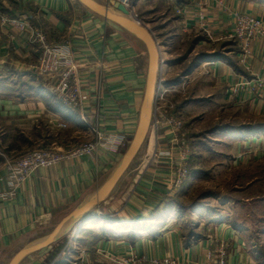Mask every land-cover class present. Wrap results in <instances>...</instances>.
<instances>
[{
	"label": "crops",
	"instance_id": "0c3cea01",
	"mask_svg": "<svg viewBox=\"0 0 264 264\" xmlns=\"http://www.w3.org/2000/svg\"><path fill=\"white\" fill-rule=\"evenodd\" d=\"M95 1L121 16L110 4L112 0ZM151 3L154 6L149 7ZM137 6L140 21L153 32L154 39L162 44L170 37L169 45L162 46L170 75L181 76L189 93L184 109L204 108L190 113L204 120L210 136L191 133L201 138L195 144L200 152L196 151L195 157L205 156V143L214 142L215 149L209 155L215 154L218 173L242 169L246 161H264V103L244 92H232L242 81L264 79V39L255 40L245 54L233 38L238 13L250 14L264 23V0H139ZM154 14H160L162 25ZM3 17L25 18L32 29L43 31L49 42L67 44L69 58L78 67L80 93L87 97L79 111L65 108L52 97V79L34 73L39 54L32 29L21 32L4 27ZM183 36L190 38L189 57L196 56L186 72L181 68L190 59L183 63L172 60L170 51L172 43ZM149 64L148 49L141 40L77 0L1 3L0 144L7 156L17 159L18 150L32 145L33 138L43 141L49 129L60 132V124L71 131L69 139L42 148L64 151L73 144L69 141L79 139L82 133L78 130L92 138L99 131L122 146L38 170L18 188H13L1 159L0 264H11L25 249L49 241L58 229L54 243L29 254L19 264H113L114 259L131 253L150 261L170 258L180 264H204L210 239L227 246L228 264H264V229L247 218L224 216L223 210L212 216L209 210H201L206 222L196 228L198 239L188 240L191 233L185 234L177 201L185 185H174L177 149L169 150L172 136L164 126L153 129L152 135L161 161L151 162L149 143L135 175L128 169L100 203L88 206L113 176L124 147L133 141ZM166 152L172 157L164 156ZM195 164H191V178L193 173L203 172ZM251 202L248 197L235 203Z\"/></svg>",
	"mask_w": 264,
	"mask_h": 264
},
{
	"label": "built area",
	"instance_id": "2783aa9c",
	"mask_svg": "<svg viewBox=\"0 0 264 264\" xmlns=\"http://www.w3.org/2000/svg\"><path fill=\"white\" fill-rule=\"evenodd\" d=\"M5 0H0V5ZM123 4L141 25L139 15L136 11L137 0H116ZM203 1V0H202ZM236 26L233 38L238 40L241 49L245 54L250 52L252 43L258 39H264V23L254 16L247 13H238L236 15ZM1 24L21 32L31 30L28 20L25 18H9L3 17ZM34 43L39 54L38 61L33 67V71L38 76L55 80L52 87V93L62 105L72 111H79L82 103L87 97L82 96L78 85V67L74 65L69 58V51L65 43H51L46 35L37 30L32 29ZM152 32V31H151ZM153 35V32H152ZM156 48L159 51V82L156 87L155 107L152 117L151 126L157 129L159 125H164L174 139H182L185 134L182 132L183 123L175 115H166L162 113L159 105L168 89L165 87L163 69L167 66V60L163 46L155 37ZM162 71V72H161ZM234 95L244 92L251 96L253 100L264 103V79L257 78L252 81H242L237 87L232 89ZM65 128L66 125L60 124ZM121 142L115 139H109L104 133L96 132V140L82 147L73 149L72 151H58L51 149H35L18 157L17 159L0 153L3 157L7 171L11 175L13 188H18L21 184L30 179L38 170L49 169L58 164L68 161L71 158H79L85 156H93L100 153L101 150L114 151L119 149ZM184 146L187 143L183 142ZM190 149L186 147L178 148V165L174 182L176 187H180L182 183L190 177L188 171V163L191 156ZM170 155V153L168 154ZM210 249L207 254V260L204 264H228L227 246L216 239H210ZM113 264H180L176 259L165 258L161 260H147L145 256L131 253L123 258L114 259ZM183 264V263H181Z\"/></svg>",
	"mask_w": 264,
	"mask_h": 264
},
{
	"label": "rangeland",
	"instance_id": "374dc122",
	"mask_svg": "<svg viewBox=\"0 0 264 264\" xmlns=\"http://www.w3.org/2000/svg\"><path fill=\"white\" fill-rule=\"evenodd\" d=\"M138 2L139 0L136 1V6L138 5ZM152 6H154L153 3L149 5V7H152ZM157 7H160V5L159 6L157 5ZM137 10H138V6H137ZM137 13L140 14L141 16L140 10H138ZM154 16H155L154 19H159L158 25H162L161 23H163V21H162V18H160V14H154L153 17ZM150 19H151V16H150ZM37 30L41 31L40 29H37ZM184 37L185 36H183V38H181L180 41L176 43L175 45L172 43V47H170V51H172V53L174 54L173 58H171L172 60L177 59L178 61H182L183 63L184 62L183 60L190 59L187 65H185L184 68H181L184 72H186L188 71V67L191 63V59H194L196 56H194V58L189 57L190 53H189L188 48L190 47V38L188 37L184 38ZM170 42H171L170 37H167L164 40H162L163 46L165 45L166 47L167 45H169ZM196 59L200 61V57H197ZM167 64H169V61H167ZM166 68L168 69V72ZM169 71H170L169 66L168 67L165 66L163 69V74H164L165 80H167L165 82L166 84L165 87L166 89H168V92L165 94L164 98L160 100L159 105L162 109L161 110L162 113L166 115L177 116V118L183 123L182 132L185 134L184 138L182 139L172 138L171 139L172 145L169 147L170 148L169 150H171L174 147L177 149L176 153H178V148H181V147H186L187 149L189 148L192 154L189 159L190 161L187 164L188 171L190 172V169L192 166L191 164L195 162L196 164L200 165V166L197 165L199 166V168L203 169V172L193 173L194 177L187 178L180 186L182 188L185 185L182 188L183 190L177 199L178 208L180 212L182 213L181 215L184 216L183 220H184V225H185L184 226L185 234L187 235L188 233L194 232L195 234L193 233V235L196 236V233L198 232L196 228H198V225L202 222L203 223L206 222L204 221V219L206 218L205 212L201 210H209L210 211L209 216L216 215V211L223 210L224 213L222 212L221 213L224 216L232 214L237 219L247 218L250 221H254L252 225L255 224L256 227L258 228L260 227V229H264V222H263L264 221V161L262 162L250 161V163L249 161L248 162L246 161L245 163H247L248 165L245 164L242 167V169L238 168L236 170H231V171H228L229 169H226L225 171L218 173L215 168V165H216L215 154L211 153L209 155L210 150L213 148L215 149L216 145H214V142L205 143L207 147H203L202 152L205 153L206 155L202 156V158H199V157L196 158L195 152L196 151L199 152V149L197 145L195 144H197L201 138L190 136V135L191 133H193V135H198L202 133L203 136H205L206 134V138H207V136H209L207 135L208 134L207 131L209 130H207L208 128H205L204 120H201V118L197 120L195 118L197 116H194L195 113H192V114L190 113L192 111L195 112V109H197V112H196L197 114L201 111H204V108L199 106L198 108H195L192 111L184 109L185 108L184 99L187 98V96L189 95V93H187V90H184V87H185L184 86L185 83L183 82L184 79L180 78L181 76L179 77L171 76ZM159 73L160 71H158V82H159ZM39 77H42V76H39ZM53 81L55 82V80ZM51 95L53 98L57 100V98L55 97L53 93ZM154 107H155V104H154ZM212 125H215V124H212ZM162 126L164 125H159L158 128ZM209 127L211 128L214 126L210 125ZM65 128L64 129L62 128L60 132L57 130L49 129L47 132L49 136L47 138L44 137L43 141H37L39 140V138L37 139L33 138L32 145L27 146L24 149L18 150L19 153L17 154H20V157H21L22 155L28 153L29 151L42 148L44 145L50 146L51 143L53 142L60 143L61 141H63V139H69V136L71 135V131ZM157 129H154V130H157ZM203 129H206V130H203ZM78 131L81 132L82 134H80L79 139H76L75 141H72V140L69 141V142H72L73 144L70 145L71 146L70 148L66 149L67 151H72L71 149L82 147L96 140V137L93 136L92 138L89 135H86L85 133H83L81 130H78ZM153 133H154L153 127L150 126L145 143L143 144L141 150L139 151L138 155L134 159L133 161L134 163H132L129 167L128 172L134 170L133 175H135V170L137 169V167L142 166L143 157L147 154V148L149 147V143H151V148H152L150 149V152L152 153L151 162L154 161L155 163L157 162L159 163V161H161L157 153L159 146L158 145L154 146V140L152 138ZM1 135L2 134L0 132V136ZM183 142L187 143V145L184 146ZM131 143L127 145L126 147L123 146L125 148L124 155L129 150ZM0 153L7 154L4 148L2 147V145L0 146ZM169 153L170 155H168ZM164 156L172 157V153L166 152L164 153ZM1 159L4 160L3 157H1L0 155V161ZM250 165H254V166L256 165V167L252 169L253 166L250 167ZM175 169L177 170V167ZM176 173L177 172H175V177H176ZM248 183H250L251 185ZM174 185H175V182H174ZM223 195H225V198H222ZM248 197H250V200L253 201L254 203L251 202L252 204L250 205L248 203H245V204L243 203L241 205L235 203L236 200L247 199ZM234 209H239V210L234 212ZM64 245L66 244L65 243L62 244L61 247H63ZM226 253H227V259H228V250L226 251Z\"/></svg>",
	"mask_w": 264,
	"mask_h": 264
},
{
	"label": "water",
	"instance_id": "95a60500",
	"mask_svg": "<svg viewBox=\"0 0 264 264\" xmlns=\"http://www.w3.org/2000/svg\"><path fill=\"white\" fill-rule=\"evenodd\" d=\"M79 3L84 5L90 11L108 19L118 23L121 28H124L136 38L141 40L147 47L149 53V71H148V81L146 86V93L144 97V101L142 104V108L140 111V120L138 124L137 131L134 135L133 141L130 145L129 150L124 155L122 161L120 162L119 166L117 167L116 171L114 172L111 179L105 184V186L97 193L88 206H92L95 204L100 203L116 186L119 180L123 177V175L128 171L130 165L134 163V159L138 155L139 151L141 150L143 144L148 135V131L152 124V117L154 111V104H155V94H156V87L158 84V71L160 68L159 65V51L156 48L155 40L152 36L151 30L147 27L141 25L135 18L130 17V11L119 1L112 0L110 4L117 9L121 14L115 15L113 14L108 7H105L95 0H77ZM123 15V16H122ZM166 86V84H165ZM85 221H82L81 225L85 224ZM60 229H58L55 234L46 241L45 243H41L35 246H31L28 249L22 251L11 264H19L26 256L36 252L48 245L54 243L59 237Z\"/></svg>",
	"mask_w": 264,
	"mask_h": 264
},
{
	"label": "trees",
	"instance_id": "16d2710c",
	"mask_svg": "<svg viewBox=\"0 0 264 264\" xmlns=\"http://www.w3.org/2000/svg\"><path fill=\"white\" fill-rule=\"evenodd\" d=\"M215 57H219V55L216 54ZM200 59H201V57H200ZM197 60H198V59H197ZM195 64H196V63L194 62L193 65H192V67H191L192 69L195 68V66H196ZM184 76H185V75H184ZM187 238H188V240H190V239H198V237H197V236H194L192 233L189 234ZM262 256H264V250H263V252H262Z\"/></svg>",
	"mask_w": 264,
	"mask_h": 264
}]
</instances>
